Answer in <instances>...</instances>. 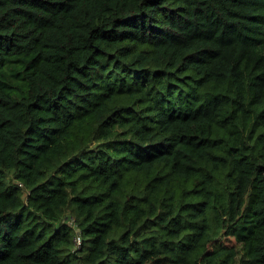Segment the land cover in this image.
<instances>
[{
	"label": "trees",
	"instance_id": "trees-1",
	"mask_svg": "<svg viewBox=\"0 0 264 264\" xmlns=\"http://www.w3.org/2000/svg\"><path fill=\"white\" fill-rule=\"evenodd\" d=\"M237 263L264 264V0H0V264Z\"/></svg>",
	"mask_w": 264,
	"mask_h": 264
},
{
	"label": "rangeland",
	"instance_id": "rangeland-1",
	"mask_svg": "<svg viewBox=\"0 0 264 264\" xmlns=\"http://www.w3.org/2000/svg\"><path fill=\"white\" fill-rule=\"evenodd\" d=\"M223 240L226 241V242H228V243H230V244H233V243H234V240H233L232 238H224ZM237 248H239V249H238V250H239V254H238V263H240V261H241L243 255H244V249H243L242 246H240V247L237 246ZM238 263H237V264H238Z\"/></svg>",
	"mask_w": 264,
	"mask_h": 264
},
{
	"label": "built area",
	"instance_id": "built-area-1",
	"mask_svg": "<svg viewBox=\"0 0 264 264\" xmlns=\"http://www.w3.org/2000/svg\"><path fill=\"white\" fill-rule=\"evenodd\" d=\"M70 223L72 224V226H74V224H73L74 222L73 221H71ZM76 241H77V244L80 245L81 239H80V236L79 235L77 236Z\"/></svg>",
	"mask_w": 264,
	"mask_h": 264
}]
</instances>
